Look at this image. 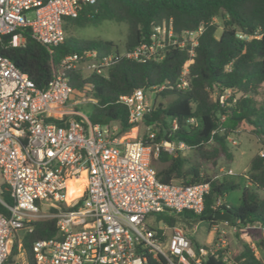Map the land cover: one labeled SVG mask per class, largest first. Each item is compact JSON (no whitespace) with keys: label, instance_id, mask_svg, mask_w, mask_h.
<instances>
[{"label":"built area","instance_id":"2783aa9c","mask_svg":"<svg viewBox=\"0 0 264 264\" xmlns=\"http://www.w3.org/2000/svg\"><path fill=\"white\" fill-rule=\"evenodd\" d=\"M96 1L0 0V42L14 32L8 43L22 45V31L29 29L52 52L65 39L64 19L77 17ZM152 31L149 42L131 50L100 56L92 49L65 55L44 88L0 53V175L13 202L8 205L0 199L8 210L0 212V264L15 241L21 252V236L31 230L30 223L45 218L55 219L57 233L34 242L35 264H148L149 258L163 264H203L202 259L216 256L220 246L195 245L182 228L170 227L163 219L153 228L147 218L151 213L203 212L209 182L164 183L151 165L160 152L176 155L189 147L182 141H155L152 127H146L144 139L124 138L117 123H91L86 115L66 106L71 95L79 92L70 84L72 72L106 76L119 56L160 59L166 47L186 43L193 55L201 28L177 35L168 22L154 25ZM236 35L246 38L241 32ZM186 74L187 64L178 88L189 86ZM163 88L154 86L152 92ZM230 93H221L219 102L223 104ZM119 102L127 108L131 125L142 122L153 109L142 88L121 95ZM188 121L196 124L193 118ZM176 127L173 121L172 128ZM258 154L264 155V142ZM81 176L83 199L77 201L79 194L67 202L68 179ZM221 203L218 199L215 206ZM218 225L212 224L213 229ZM222 259L228 261L224 253Z\"/></svg>","mask_w":264,"mask_h":264},{"label":"trees","instance_id":"16d2710c","mask_svg":"<svg viewBox=\"0 0 264 264\" xmlns=\"http://www.w3.org/2000/svg\"><path fill=\"white\" fill-rule=\"evenodd\" d=\"M218 17L222 30L218 37V25L213 18ZM104 20L125 23L127 34L125 50H131L143 42H149L152 29L157 24L171 22L175 34L183 31H201L190 54V44L184 47L168 46L160 59L137 60L119 56L107 70L106 76L78 72L70 74V84L76 90L90 92L94 98L88 114L91 123L104 125L115 122L119 132L133 127L127 121V108L119 102L121 95H128L134 89H152L164 85L156 96L171 97L166 104L152 103L153 109L144 117L145 127L155 131V141L167 139L182 141L194 151L191 156L182 152L176 155L160 152L155 160L159 167H153L156 177L164 183L195 184L209 182L210 189L205 195L204 210L196 215L181 212L162 215L160 218L172 227L182 217L206 220L210 224L221 222L214 217L217 210H229L235 220L233 227L251 225L264 229V197H259L251 187L264 189V155L255 154L249 164L246 180L248 184L226 181L209 175L202 164L211 162L217 165L222 156L231 158L227 139L232 129L245 122L253 128L255 135L264 142V96L257 101L264 83V0H97L87 5L75 18L66 17L63 28L65 39L53 47L52 52L36 41L29 31L23 29L24 43L11 46V35H4L0 42V53L8 57L39 88H44L53 76L61 58L69 53L96 50L107 55L115 48L113 42L103 39H80L70 34L72 27L96 25ZM241 32L246 38H239ZM187 64L186 77L189 86L185 89L176 86L182 70ZM226 90L230 95L219 102V96ZM240 94L239 97H236ZM235 99V100H233ZM224 117L225 120H222ZM193 118L196 124L189 123ZM175 121L177 127L172 128ZM145 135H143V139ZM83 186L75 179L67 181V202L84 197ZM240 189L241 197L237 204L221 203L215 206L225 193ZM82 190V191H81ZM81 192V193H80ZM0 199L12 205V199L5 184L0 183ZM0 212L8 210L0 202ZM31 230L21 236V251L24 264H35L32 246L34 242L55 237L57 229L54 218L32 221ZM194 243V242H193ZM196 245V243H194ZM264 249V238L258 243ZM18 253L17 241L2 264H17L13 257ZM223 250L216 256L202 259L203 264H262L247 243H242L240 252L231 261H224ZM148 264H163V261L149 258Z\"/></svg>","mask_w":264,"mask_h":264},{"label":"rangeland","instance_id":"374dc122","mask_svg":"<svg viewBox=\"0 0 264 264\" xmlns=\"http://www.w3.org/2000/svg\"><path fill=\"white\" fill-rule=\"evenodd\" d=\"M30 16V15H29ZM213 22L218 25L216 30V37L219 36L222 26L218 17L213 18ZM70 34L80 39H103L113 42L117 51L124 49V44L127 34V25L125 23L116 22L112 20H104L96 25H87L84 27H72ZM87 90V89H86ZM85 89L79 92L73 93L68 100L66 106L72 108L74 111H80L82 114L88 116L94 103V98ZM157 92L152 90H146L147 98L152 103L161 102L166 104L171 97L161 98L156 96ZM237 94L236 97H239ZM264 96V83L260 89L258 96H255L257 101L261 100ZM224 121L225 119L222 118ZM225 122H228L225 120ZM155 129V128H154ZM156 130V129H155ZM124 138L138 139L146 134V127L142 122L133 125L127 131L120 132ZM261 139L254 134L253 128L245 122H242L232 129V133L227 139V145L231 158L224 156L218 159V164L213 165L211 162L202 164V168L207 171L209 175H214L219 178H224L226 181L239 183L240 185H246L247 180L245 174L249 169L251 158L258 153L261 148ZM185 156H192L194 151L191 149H185L181 151ZM151 165L153 167L158 166L159 163L152 159ZM232 170V174H226V171ZM0 175V183H1ZM252 190L261 198L264 197V189L251 187ZM241 197V190L234 189L225 193L223 199L227 204H237ZM41 208H45L41 205ZM162 213H151L147 215L149 222L153 228H157L161 225L160 217ZM217 224V223H216ZM174 226L180 227L184 230L187 237L192 242L195 241L196 245L204 246L207 248L213 246H220L224 255L228 261H231L241 250L242 243H247L254 250V253L264 264V249L258 247V243L264 238V229L260 226L251 225L243 228L233 227L227 223L219 222L216 229H213L212 224L206 220H198L191 218L190 220L178 219ZM194 242V243H195ZM195 248V246H194ZM196 250V249H195ZM14 261L17 264L25 263V256L21 252H18L14 257Z\"/></svg>","mask_w":264,"mask_h":264},{"label":"water","instance_id":"95a60500","mask_svg":"<svg viewBox=\"0 0 264 264\" xmlns=\"http://www.w3.org/2000/svg\"><path fill=\"white\" fill-rule=\"evenodd\" d=\"M214 217L221 221H226L228 223H231L236 218L229 210H217L214 214Z\"/></svg>","mask_w":264,"mask_h":264},{"label":"bare ground","instance_id":"6f19581e","mask_svg":"<svg viewBox=\"0 0 264 264\" xmlns=\"http://www.w3.org/2000/svg\"><path fill=\"white\" fill-rule=\"evenodd\" d=\"M75 181H77L80 185L84 186V179L82 176L79 179H75ZM68 198H69V194L67 193L66 194V201L68 200Z\"/></svg>","mask_w":264,"mask_h":264},{"label":"crops","instance_id":"0c3cea01","mask_svg":"<svg viewBox=\"0 0 264 264\" xmlns=\"http://www.w3.org/2000/svg\"><path fill=\"white\" fill-rule=\"evenodd\" d=\"M246 176H247V174H245V177H246ZM247 184H248V182H247ZM221 202L224 203V204H226V205H228V204L225 202V200H224L223 198L221 199ZM181 219H183V220H184V219H185V220H190V219H187V218H184V217H182ZM193 242H195V241H193ZM195 243H196V242H195Z\"/></svg>","mask_w":264,"mask_h":264}]
</instances>
